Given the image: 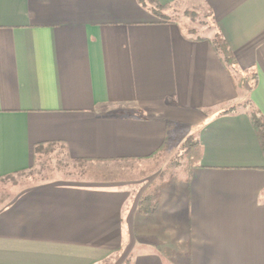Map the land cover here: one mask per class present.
<instances>
[{
	"label": "crops",
	"instance_id": "0c3cea01",
	"mask_svg": "<svg viewBox=\"0 0 264 264\" xmlns=\"http://www.w3.org/2000/svg\"><path fill=\"white\" fill-rule=\"evenodd\" d=\"M155 2L172 9L0 0V264H264V157L248 118L264 119V0H199L212 23L202 39L161 16L184 0ZM217 31L235 73L213 49ZM194 131L196 167L158 171L153 190L144 179L15 187L39 144L148 166Z\"/></svg>",
	"mask_w": 264,
	"mask_h": 264
},
{
	"label": "rangeland",
	"instance_id": "374dc122",
	"mask_svg": "<svg viewBox=\"0 0 264 264\" xmlns=\"http://www.w3.org/2000/svg\"><path fill=\"white\" fill-rule=\"evenodd\" d=\"M199 0H184L182 4H179L175 13H169L168 18L180 22L181 28L193 29L194 32L190 33L192 37H208L210 36V30L208 25L209 20L205 19V11L199 4ZM207 20V21H206ZM208 25H205L206 23ZM238 71L237 68L232 69L235 73ZM196 131L192 133V137L195 138ZM48 159L44 161L42 166H36L34 168V174H25L16 180L15 187L18 189L21 186H26L33 183L39 182H67L60 179L63 177L62 173H59L55 169L56 158L61 157L60 150L51 149L49 152ZM187 159L183 153V149L175 147L173 142H169L166 150H164L157 158L154 163L145 166H139L134 162H117L111 164H95L87 169V174L95 176L97 182H104L110 184H125L135 185L144 179L145 183H151L149 185L150 190L155 189L156 183L153 184V179L158 171L164 170L168 173V176H180L184 175L187 171ZM140 170V171H139ZM87 175V176H88ZM90 175V176H91ZM117 258H112L106 261V264H115ZM121 260V259H120Z\"/></svg>",
	"mask_w": 264,
	"mask_h": 264
},
{
	"label": "trees",
	"instance_id": "16d2710c",
	"mask_svg": "<svg viewBox=\"0 0 264 264\" xmlns=\"http://www.w3.org/2000/svg\"><path fill=\"white\" fill-rule=\"evenodd\" d=\"M141 2V4L145 7H148L149 10H151L155 14H159L161 11L167 10V9H172V7H163L155 2V0H138ZM205 11V10H204ZM172 13H175L172 12ZM205 19L209 20V25L206 23L205 25H208L209 30L211 31L212 28V23L211 20L209 19V14L205 11ZM163 16V19L168 20V21H173L167 17V15H161ZM206 20V21H207ZM189 34L193 33L194 30L190 29L188 30ZM196 39H202L203 37H193ZM206 38V37H204ZM210 42L213 46L214 51L217 53V55L220 57L221 61L223 62L224 66L227 69H234L235 66V58L229 49L227 43L221 36V34L217 31L215 34L211 37ZM251 85V89H252ZM236 107H232L227 109L226 111L221 112V114H227L233 112ZM248 118L251 122V125L255 131L257 140L259 142L263 157H264V119L257 113V112H249L248 113ZM56 144H39L36 145L33 148V163L31 168L28 170L31 175L34 173V168L36 166H42L44 161H46L48 158L49 152H51L52 147ZM184 155L185 158L187 159V168H193L196 167L198 164L201 155H202V147L199 144L197 140L194 138H187L185 143H184ZM60 158H56L55 162V169L59 172L62 173L63 181H75V182H97L95 180V176H91L87 174V169L95 165L94 162H91L89 160H76V159H71L68 157L65 153H61ZM88 175V176H87ZM40 183V182H39ZM150 202V197L146 195L143 197L140 202L138 203V211L142 213H147V206ZM125 264H128L127 262Z\"/></svg>",
	"mask_w": 264,
	"mask_h": 264
}]
</instances>
